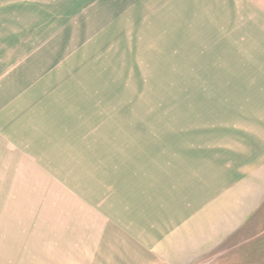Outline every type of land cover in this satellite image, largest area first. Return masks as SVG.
<instances>
[{"label": "rangeland", "instance_id": "rangeland-1", "mask_svg": "<svg viewBox=\"0 0 264 264\" xmlns=\"http://www.w3.org/2000/svg\"><path fill=\"white\" fill-rule=\"evenodd\" d=\"M254 8L0 0V264H264Z\"/></svg>", "mask_w": 264, "mask_h": 264}, {"label": "crops", "instance_id": "crops-1", "mask_svg": "<svg viewBox=\"0 0 264 264\" xmlns=\"http://www.w3.org/2000/svg\"><path fill=\"white\" fill-rule=\"evenodd\" d=\"M233 6L237 2L239 6H255V11L257 13L256 19H259V23L262 24L264 28V0H232Z\"/></svg>", "mask_w": 264, "mask_h": 264}]
</instances>
